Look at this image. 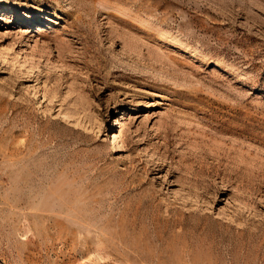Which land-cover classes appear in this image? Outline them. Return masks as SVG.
Wrapping results in <instances>:
<instances>
[{
  "label": "rangeland",
  "instance_id": "obj_1",
  "mask_svg": "<svg viewBox=\"0 0 264 264\" xmlns=\"http://www.w3.org/2000/svg\"><path fill=\"white\" fill-rule=\"evenodd\" d=\"M0 264H264V0H0Z\"/></svg>",
  "mask_w": 264,
  "mask_h": 264
},
{
  "label": "bare ground",
  "instance_id": "obj_2",
  "mask_svg": "<svg viewBox=\"0 0 264 264\" xmlns=\"http://www.w3.org/2000/svg\"><path fill=\"white\" fill-rule=\"evenodd\" d=\"M114 149H115V147H114Z\"/></svg>",
  "mask_w": 264,
  "mask_h": 264
}]
</instances>
